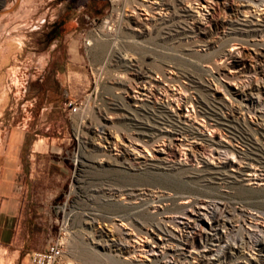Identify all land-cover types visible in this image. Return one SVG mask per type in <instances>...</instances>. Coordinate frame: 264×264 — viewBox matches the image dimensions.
I'll use <instances>...</instances> for the list:
<instances>
[{
  "label": "bare ground",
  "instance_id": "bare-ground-1",
  "mask_svg": "<svg viewBox=\"0 0 264 264\" xmlns=\"http://www.w3.org/2000/svg\"><path fill=\"white\" fill-rule=\"evenodd\" d=\"M132 1L126 4L134 14L122 16L120 24L109 16L102 35L89 43L95 46L97 62L106 59L125 76L121 73L124 77L111 81L120 93L103 100L105 108L97 111L96 124L89 125L90 136L83 141L90 152L107 157L90 167L100 182L92 183L94 188L72 215L73 224H86L94 231L92 242L87 233L84 236L87 257L92 263L110 264L104 263L108 260L103 259L102 247L120 264H135L138 255L146 258L140 264H264V19L257 23L252 18L264 0H234L239 6H230L234 17L214 23L216 30L227 32L211 42L201 36L207 16L191 7L196 2L207 8L208 0ZM226 4L231 5L225 0ZM117 26L127 36L115 35ZM182 37L191 43L189 49L167 45ZM231 41L256 50V66L229 79L239 85L237 91L219 80L223 70L219 61L239 54L225 50ZM201 42L208 43L207 50L194 48ZM153 72L162 80L157 82ZM131 80L152 85L151 105L142 97H149L143 87L133 92ZM212 81L219 84L215 89ZM218 89L238 98L237 105L217 101L213 93ZM188 103L193 112L185 118L180 107ZM136 114L153 115L157 126H145L134 118ZM199 118L204 119L203 126L196 123ZM204 127L219 134L209 137ZM121 129L133 132H124L120 143L116 138ZM175 135L183 142L166 145V153L174 157V146L184 145L189 148L181 151L187 161L170 164L159 155L153 157L159 163H153L146 153L149 142ZM234 141L247 149H237ZM150 231H156L162 242L132 240ZM96 237L101 239L94 245ZM247 249L262 254L253 257L250 251L245 253ZM122 254L127 257L121 261Z\"/></svg>",
  "mask_w": 264,
  "mask_h": 264
},
{
  "label": "rangeland",
  "instance_id": "rangeland-1",
  "mask_svg": "<svg viewBox=\"0 0 264 264\" xmlns=\"http://www.w3.org/2000/svg\"><path fill=\"white\" fill-rule=\"evenodd\" d=\"M15 1L0 0V147H6L10 131H23L17 178L21 195L16 205L14 220L4 223L5 227L10 228L9 233L0 236V264H101V261L92 263L85 250V233L90 236V243L94 239L91 234L94 231L86 224H73L72 215L78 204L85 200L87 191L94 188L92 183L100 182L98 177L92 176L90 167L94 162H99L98 159H107L86 149L83 144L84 137L90 136L89 125L92 122L96 124L94 116L97 111L105 108L103 100L120 93L113 90L111 81L120 76L124 77L125 74L117 71L106 59L102 63L97 62L95 46L89 43L102 35L106 18L114 16L120 24L122 16L135 12L131 11L126 0H19L10 10ZM227 1L231 5L225 6V0H208L209 6L205 8L206 6L200 7L192 0V11L201 9L208 18V21L203 19L204 30L201 33V36L207 37L208 42L218 41L220 36L227 32L223 28L216 30L215 21L232 19L234 16L230 6L239 7L234 0ZM252 15L257 23L262 22L264 7H260L256 13L253 11ZM147 17L152 16L149 13ZM119 29L117 26L114 31L118 37L123 32L120 33ZM122 35L127 36L124 33ZM122 35L120 37H124ZM255 39L259 42L262 40L260 36ZM190 44L189 40L182 37L167 45L189 49ZM207 44L201 42L194 48L205 51L208 49ZM224 48L239 54L235 59L224 57L219 61L218 65L223 69L219 80L228 84L229 89L237 91L239 85L229 79L242 77V72L256 66V50L253 46L239 41H231ZM259 48L263 49L262 46ZM121 50L125 52L124 49ZM151 62L154 66V60H150ZM152 76L157 82L162 80L155 72ZM131 81L132 86H136L133 92L143 87V92L148 93L149 97H142L149 98L151 105L154 98L151 95L152 85L147 81L139 82V85L136 81ZM217 85L218 82L212 81L213 89ZM213 95L217 101L237 105L238 98L226 94L221 89ZM69 102L76 104L75 113L70 112L67 105ZM189 105L188 103L187 106L180 107L185 118L190 116L188 111L193 112ZM148 107L151 110V107ZM134 118L149 128L154 127V124L157 126L151 114H136ZM197 120L196 123L200 126L204 125V119ZM252 121L261 122L255 118H252ZM203 130L209 137L219 134L209 131L206 127ZM111 131L113 132L114 128ZM124 132L132 133L133 130L121 129L116 139H124ZM177 136L171 137V140L165 136L159 143L153 140L149 142L152 146L146 149V153L148 152V157L153 163H159L153 158L159 155L165 156L168 162L172 161L170 164L187 161L181 151L189 152V148L184 145L174 146V157L166 153V145L173 146L183 142L184 138ZM222 139L229 141L224 136ZM35 141L43 143L38 150L33 149ZM184 143L186 144V141ZM233 144L237 149L246 150L248 147L242 146L240 141H234ZM159 150L164 151L159 153ZM112 152L119 154L118 150ZM3 160L0 156V163ZM197 166L201 168L199 164ZM227 172L234 173L230 169ZM1 226L0 218V228ZM168 227L172 226L168 224ZM126 228L130 233L131 228ZM148 234H141L138 239L132 240L143 244L148 240L152 245L154 239L162 242L156 231H150ZM96 239L94 245H97L101 238ZM52 248L59 250L55 259L52 257L48 261V258H45L44 263L32 261L33 252L51 257ZM101 251L105 256L103 259L108 260L104 263L116 264L117 258L112 257L113 252L104 251L102 247ZM245 253L252 254L253 257L262 254L256 249H247ZM125 257L127 256L122 254L119 260L122 261ZM144 259L145 256L138 255V262L135 264H140Z\"/></svg>",
  "mask_w": 264,
  "mask_h": 264
},
{
  "label": "crops",
  "instance_id": "crops-1",
  "mask_svg": "<svg viewBox=\"0 0 264 264\" xmlns=\"http://www.w3.org/2000/svg\"><path fill=\"white\" fill-rule=\"evenodd\" d=\"M23 138V131L14 129L10 131L6 147H0V156L4 159L0 163V218L2 219L0 236L9 233L10 228L5 227L4 223L14 220L16 205L21 195V187L17 178ZM42 145L41 141H35L33 149L38 150Z\"/></svg>",
  "mask_w": 264,
  "mask_h": 264
},
{
  "label": "built area",
  "instance_id": "built-area-1",
  "mask_svg": "<svg viewBox=\"0 0 264 264\" xmlns=\"http://www.w3.org/2000/svg\"><path fill=\"white\" fill-rule=\"evenodd\" d=\"M67 105L69 106L71 113H75L77 111V106L75 103L69 102ZM51 251H52L51 257L50 256L47 257V255L42 254L40 252H33L31 254V259L34 262H40V263H42V262L44 263L45 258H48V261H50V259L52 257H53V259H55V257L59 254V250L52 248Z\"/></svg>",
  "mask_w": 264,
  "mask_h": 264
},
{
  "label": "water",
  "instance_id": "water-1",
  "mask_svg": "<svg viewBox=\"0 0 264 264\" xmlns=\"http://www.w3.org/2000/svg\"><path fill=\"white\" fill-rule=\"evenodd\" d=\"M18 1H19V0H16V1H15L14 5L10 8V10H12V9L18 4Z\"/></svg>",
  "mask_w": 264,
  "mask_h": 264
}]
</instances>
